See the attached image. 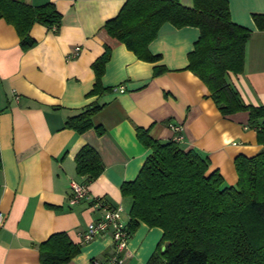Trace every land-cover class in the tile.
I'll return each mask as SVG.
<instances>
[{
	"label": "crops",
	"instance_id": "1",
	"mask_svg": "<svg viewBox=\"0 0 264 264\" xmlns=\"http://www.w3.org/2000/svg\"><path fill=\"white\" fill-rule=\"evenodd\" d=\"M22 1L53 2L62 17L56 32L35 23L29 32L35 45L25 50L15 28L0 19V264H40L36 244L59 231L80 244L79 253L64 264H95L110 256L109 233L82 241L81 233L102 210L89 198L69 203L70 181L85 180L76 172L74 157L86 144L96 150L103 170L88 182V195L121 205L127 224L131 199L120 187L136 178L151 152L138 139L136 127L165 142L175 135L169 124H179V145L196 151L209 172L222 175L225 185L236 184V156L251 157L262 146L248 112L222 115L206 85L186 69L187 55L199 36L197 27L163 23L148 45L160 59L148 62L103 27L125 0ZM179 1L192 6V0ZM227 1L231 20L252 33L242 72H228L226 79L244 103L264 105V30H258L252 18L253 13H264V0ZM104 45L110 57L101 84L112 89L87 96L95 82L91 64ZM76 46L78 55L69 57ZM159 65L165 70L154 76ZM92 101L103 104L92 117L102 134L64 127L68 117ZM161 236V228L139 221L129 236L123 264H147Z\"/></svg>",
	"mask_w": 264,
	"mask_h": 264
},
{
	"label": "trees",
	"instance_id": "2",
	"mask_svg": "<svg viewBox=\"0 0 264 264\" xmlns=\"http://www.w3.org/2000/svg\"><path fill=\"white\" fill-rule=\"evenodd\" d=\"M61 17L53 2L32 5L0 0V19L15 28L24 50L35 45L29 34L35 23L56 32ZM252 18L256 28L264 30V13H253ZM166 22L199 29L186 69L206 85L222 115L248 112V122L262 147L251 157L236 156L237 182L227 186L217 170L208 171L206 160L196 151L184 150L174 139H153L147 129L136 127L138 139L151 152L136 178L120 187L122 195L131 199L127 229L131 234L139 221L161 228L162 236L147 264H264V105L244 103L226 79L228 72H242L252 30L231 20L227 0H192V6L179 0H125L103 27L137 58L155 62L160 55L152 54L148 45ZM109 57L110 48L104 45L103 53L91 64L95 82L87 96H101L112 89L101 84ZM164 70L155 66L153 75ZM102 107L97 101L88 103L68 117L64 127L102 134L103 128L92 121ZM74 161L86 184L103 170L100 156L87 144ZM36 247L40 264H64L80 251V244L65 231L52 233Z\"/></svg>",
	"mask_w": 264,
	"mask_h": 264
},
{
	"label": "built area",
	"instance_id": "3",
	"mask_svg": "<svg viewBox=\"0 0 264 264\" xmlns=\"http://www.w3.org/2000/svg\"><path fill=\"white\" fill-rule=\"evenodd\" d=\"M80 47L76 46L70 53L69 57L78 55ZM121 90H123L121 86ZM169 127L174 131L173 139L177 142L182 140L180 134L181 126L179 124H169ZM71 195L69 203L74 204L82 199H90L92 205L102 210L100 217L90 221L87 224L86 230L81 233L82 241L89 242L97 236H103L106 233L111 235L112 252L110 256L103 262L97 261L95 264H123L125 251L127 249L130 232L127 229V224L122 219L123 208L121 205H110L100 197H90L88 195L87 184L77 180L70 181ZM3 221V216L0 213V224Z\"/></svg>",
	"mask_w": 264,
	"mask_h": 264
}]
</instances>
